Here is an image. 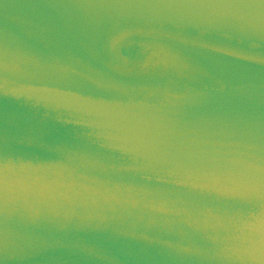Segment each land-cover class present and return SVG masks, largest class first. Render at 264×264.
I'll use <instances>...</instances> for the list:
<instances>
[{
    "label": "water",
    "instance_id": "obj_1",
    "mask_svg": "<svg viewBox=\"0 0 264 264\" xmlns=\"http://www.w3.org/2000/svg\"><path fill=\"white\" fill-rule=\"evenodd\" d=\"M0 264H264V0H0Z\"/></svg>",
    "mask_w": 264,
    "mask_h": 264
}]
</instances>
